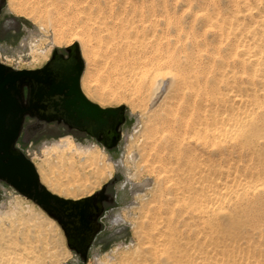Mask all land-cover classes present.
Returning a JSON list of instances; mask_svg holds the SVG:
<instances>
[{
    "label": "bare ground",
    "instance_id": "6f19581e",
    "mask_svg": "<svg viewBox=\"0 0 264 264\" xmlns=\"http://www.w3.org/2000/svg\"><path fill=\"white\" fill-rule=\"evenodd\" d=\"M49 1L50 19L72 29L68 44L78 40L89 60L108 53L149 113L129 156L154 187L138 196L146 227L125 264H264V0H182L187 26L168 12L175 0ZM43 49L32 47L34 60ZM98 144L73 135L46 144L42 183L73 200L100 187L115 169ZM3 208L0 264H33L30 248L3 231L18 215Z\"/></svg>",
    "mask_w": 264,
    "mask_h": 264
},
{
    "label": "rangeland",
    "instance_id": "374dc122",
    "mask_svg": "<svg viewBox=\"0 0 264 264\" xmlns=\"http://www.w3.org/2000/svg\"><path fill=\"white\" fill-rule=\"evenodd\" d=\"M169 5L168 12L179 15L187 26L188 16L184 14L183 9L188 6H185L182 0L172 1ZM54 7L56 6L49 0H0V52L2 53L0 58L6 65L19 70L40 69L55 55L67 56L68 49L77 46L84 62L82 74L84 91L92 100L100 102L102 107L124 108L119 137L113 140L109 147L103 144L104 147L89 135L69 133L64 131L63 125L57 128L51 123L49 127L31 132L24 130L18 146L28 154L38 169V165L45 159V153L42 152L45 145H52L63 136L73 135L77 141L85 144L99 143L101 147H104L103 151L109 154L115 175L107 181H102L100 187H93L90 193L94 195L106 188L105 191L110 195V200L106 203L103 222L86 260L69 247L63 228L54 218L34 201L0 180V208L4 207L5 212L16 211L18 214L4 221L3 231L5 228L11 229L12 236L18 240L19 245L30 248L38 257L33 264H125V259L132 257L133 250L146 227L141 219V200L138 196L144 195L143 199H148L150 195L146 193L154 187V180L149 178L146 172L141 174L140 169L135 168L136 165L129 156L131 151H138L143 144L138 133L143 127V120L146 121L145 117L149 113L144 112L130 100L127 92L128 78L114 74L113 62L105 57L108 53L104 52L103 56L89 60L83 54L78 40L68 44L72 37V29L64 19L60 23L50 19L49 15L55 10ZM197 9L193 2L191 10L194 12ZM74 17L76 19V16ZM65 19L70 20L71 15L66 16ZM62 26L67 31L64 36H61L59 32ZM98 40L102 46L107 42L103 38ZM41 46L49 55L41 54L39 60H34L33 52L30 50L32 47ZM155 103L156 100L151 105ZM59 178L67 187L68 179L64 175ZM141 181L143 182L139 183ZM62 192L65 193L64 195L68 193ZM90 193L83 197H87ZM144 205H148V200L144 202ZM8 241L9 237L6 236L1 246L4 248Z\"/></svg>",
    "mask_w": 264,
    "mask_h": 264
},
{
    "label": "water",
    "instance_id": "95a60500",
    "mask_svg": "<svg viewBox=\"0 0 264 264\" xmlns=\"http://www.w3.org/2000/svg\"><path fill=\"white\" fill-rule=\"evenodd\" d=\"M68 50L69 58L54 57L40 69L17 70L0 61V180L54 218L69 247L86 260L96 234L88 217L93 209L101 210L102 199L73 200L52 193L42 183L36 164L18 146L28 118L63 121L90 132L107 147L118 139L124 108L102 107L86 96L81 53L77 46Z\"/></svg>",
    "mask_w": 264,
    "mask_h": 264
},
{
    "label": "flooded vegetation",
    "instance_id": "af4514ba",
    "mask_svg": "<svg viewBox=\"0 0 264 264\" xmlns=\"http://www.w3.org/2000/svg\"><path fill=\"white\" fill-rule=\"evenodd\" d=\"M59 56H63L64 58H69L70 54L67 55V56H65L63 54H58V55H55L54 57H59ZM53 58H52V60H53ZM44 67H42V68H44ZM26 92H27V89H26ZM51 123L55 124V127H57V128L61 127L63 125L65 127L64 131H66V132H69V133L73 132L74 134H78V133L79 134H86V135H89L92 138H95L100 143H102L95 135L91 134L90 132H87V131H84V130H80V129L75 128V127H70L69 125H67L63 121L62 122H58V120H54V121H51V122H43V121L37 120L36 118H28L27 121H26V124H25V130H26V132H31L33 130H37V129H40V128H46V127H49ZM105 189H103L104 191H103L102 195L100 193L101 191L98 194L95 195L97 198L102 199V201L100 203L101 204V210L98 212L97 210L93 209L92 214L88 217L89 226L91 228H93L95 230V232H96L94 240H95V238H96V236L98 234V231H99V229L101 227V224L103 222V219H104L103 215H104V212H105V209H106V203H107V201L110 200V197L106 193ZM70 237H71V240L73 241V237L72 236H70ZM94 240L92 241V243L94 242Z\"/></svg>",
    "mask_w": 264,
    "mask_h": 264
}]
</instances>
